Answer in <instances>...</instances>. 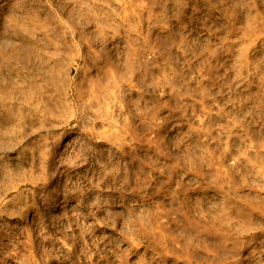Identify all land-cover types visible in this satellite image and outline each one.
Instances as JSON below:
<instances>
[{
	"label": "rangeland",
	"instance_id": "obj_1",
	"mask_svg": "<svg viewBox=\"0 0 264 264\" xmlns=\"http://www.w3.org/2000/svg\"><path fill=\"white\" fill-rule=\"evenodd\" d=\"M0 264H264V0H0Z\"/></svg>",
	"mask_w": 264,
	"mask_h": 264
}]
</instances>
